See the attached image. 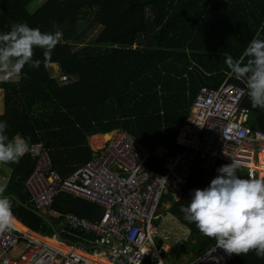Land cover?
Returning <instances> with one entry per match:
<instances>
[{
  "label": "trees",
  "instance_id": "16d2710c",
  "mask_svg": "<svg viewBox=\"0 0 264 264\" xmlns=\"http://www.w3.org/2000/svg\"><path fill=\"white\" fill-rule=\"evenodd\" d=\"M31 1L0 0V33L26 23L42 32L60 31L62 39L47 57L44 49L33 48L39 67L25 65L11 79L0 80V120L7 121L10 138L27 137L29 147L40 145L50 169L62 178L92 158L89 137L115 130L148 147V164L161 171L160 159L181 149L175 138L186 129L198 89L218 87L230 72L226 60L241 57L251 39L264 38V0H44L33 11L27 8ZM241 108L247 125L264 131V109L252 107L248 95ZM29 147L18 162L0 164L10 170L0 185L13 198V218L35 233L88 248L94 232L69 229L63 217L75 213L95 221L101 209L58 192L49 208L60 213V220H47L25 186L38 160ZM222 164L207 173L195 160L179 201L166 195L157 210L188 228L181 250L188 247L192 258L215 240L187 222L181 207ZM227 264H264V258L250 250L236 253Z\"/></svg>",
  "mask_w": 264,
  "mask_h": 264
},
{
  "label": "built area",
  "instance_id": "2783aa9c",
  "mask_svg": "<svg viewBox=\"0 0 264 264\" xmlns=\"http://www.w3.org/2000/svg\"><path fill=\"white\" fill-rule=\"evenodd\" d=\"M246 95L244 79L232 72L217 88L201 86L192 101L187 130L175 138L181 149L160 159L164 173L148 164L150 149L124 130L114 132L99 152L65 178L50 169L40 145L30 146L29 153L38 160L26 186L36 208L47 220L59 221L60 213L49 208L58 192L97 205L98 220L74 213L63 217L69 229L92 231L95 238L89 251L63 243L61 251L51 243H60L58 238L24 227L22 231L11 223L0 229V264H165L169 247L158 237L156 210L164 193L179 200L196 159L207 172L233 159L240 161L249 178L264 172V131L247 125L248 114L240 108ZM235 254L214 244L184 264H227Z\"/></svg>",
  "mask_w": 264,
  "mask_h": 264
},
{
  "label": "clouds",
  "instance_id": "9594fccd",
  "mask_svg": "<svg viewBox=\"0 0 264 264\" xmlns=\"http://www.w3.org/2000/svg\"><path fill=\"white\" fill-rule=\"evenodd\" d=\"M62 39L60 31L42 32L26 23L0 33V80H9L25 65L39 67L33 48L44 49L45 56ZM245 58L246 61H245ZM230 71L243 78L252 107L264 109V38L251 39L241 57L226 60ZM7 121L0 120V164L16 163L28 150L27 137H9ZM240 161L231 160L216 169L207 186L191 190L184 219L194 223L206 237L214 238L216 247L227 253L247 254L254 250L264 258V177L244 178L239 174ZM70 175V174H69ZM0 185V229L11 226L13 198L4 195ZM166 254V253H165Z\"/></svg>",
  "mask_w": 264,
  "mask_h": 264
},
{
  "label": "rangeland",
  "instance_id": "374dc122",
  "mask_svg": "<svg viewBox=\"0 0 264 264\" xmlns=\"http://www.w3.org/2000/svg\"><path fill=\"white\" fill-rule=\"evenodd\" d=\"M44 0H32L28 5L27 8L30 10H35ZM50 73L51 75H55V70L50 67ZM4 75L3 72H0V76ZM3 112V96H2V92L0 90V114ZM187 129H183L180 133L183 134ZM108 139H110V134ZM106 139V140H108ZM93 140H97V141H93ZM103 140L102 137H98L97 139H93L92 137L88 138V144L90 146V148L95 152L97 150H99L102 146V144L106 141ZM4 168L5 171L2 170V173L0 172V179L6 180L7 177L10 174V170L6 169V167H2ZM32 173V172H31ZM244 170L242 168L239 169V174H243ZM264 172L259 171L257 174V177H262L264 174ZM217 173L215 172L212 176L211 179L216 175ZM29 177V176H28ZM27 177V178H28ZM25 186H26V180H25ZM27 188V186H26ZM28 190V189H27ZM29 192V191H28ZM163 206L165 208H167L169 206L168 203H164ZM163 208V207H162ZM161 208V210H162ZM159 222H158V226L159 227V238H162L164 240H166L168 247H169V251L166 253V256L164 258V263L165 264H184L188 261L191 260L192 258V253L189 251L188 247L185 249V251L181 250V245L183 240L185 239V237L188 235L189 230L184 227L183 225L179 224V222L173 218V216H171L170 214H162L159 216ZM25 230V229H24ZM190 244H192V242H190ZM190 246V245H189ZM18 248H20L19 246L16 248V250H18ZM180 248V250H179ZM179 250V251H178Z\"/></svg>",
  "mask_w": 264,
  "mask_h": 264
},
{
  "label": "bare ground",
  "instance_id": "6f19581e",
  "mask_svg": "<svg viewBox=\"0 0 264 264\" xmlns=\"http://www.w3.org/2000/svg\"><path fill=\"white\" fill-rule=\"evenodd\" d=\"M231 72V71H230ZM229 73V72H228ZM227 73V74H228ZM226 78V77H225ZM245 77H243V79H244ZM225 80V79H224ZM223 80V81H224ZM219 87V86H218ZM210 88H212V87H210ZM217 88V87H216ZM244 99V98H243ZM243 101V100H242ZM241 104H242V102H241ZM191 105H192V103H191ZM240 108H241V105H240ZM242 109V108H241ZM190 110H191V106H190ZM190 110H189V114H190ZM244 110V109H243ZM246 111V110H245ZM189 114H188V116H189ZM193 115H194V112H193ZM187 119H188V117H187ZM116 131H119V130H115V131H113L111 134H110V138H111V135L114 133V132H116ZM102 137V136H101ZM108 137H109V135H105V136H103L102 138H103V140H106V139H108ZM98 138V137H97ZM96 138V139H97ZM95 139V138H94ZM109 140V139H108ZM108 140H106V141H108ZM105 141V142H106ZM105 142L102 144V146L105 144ZM102 146H101V148L100 149H102ZM99 149V150H100ZM99 150H97V151H95L94 153H97V152H99ZM197 160V159H196ZM198 161V160H197ZM199 164H200V161H199ZM200 166V165H199ZM161 171L160 172H162V173H164L165 171H164V169L162 168V164H161ZM200 168H201V166H200ZM202 169V168H201ZM243 169V168H242ZM261 169L262 170H264V164L261 166ZM203 170V169H202ZM214 170V168L212 169V171ZM244 170V169H243ZM205 171V170H204ZM212 171H210V172H207V171H205V172H207V173H211ZM188 181V180H187ZM186 184H187V182H186ZM185 184V185H186ZM185 187V186H184ZM183 187V188H184ZM182 193H183V191H182ZM169 196V197H171L170 196V194L169 193H164L163 195H162V197H161V199H160V201H159V204H158V207H159V205L162 203V198L164 197V196ZM182 196V195H181ZM181 196H180V198H181ZM172 198V197H171ZM179 198V199H180ZM172 200H173V198H172ZM173 201H175V200H173ZM179 201V200H178ZM158 207H157V210H158ZM157 210H156V214L158 215V216H160L158 213H157ZM11 223H13V222H11ZM15 225V224H14ZM18 229H20L21 230V228L19 227V226H17V225H15ZM23 231V230H22ZM51 238V237H50ZM58 241L60 242V243H57V242H51L52 243V245L54 244L55 246H57V248L59 249V250H61V251H64V246L61 244V243H63L64 245H75V244H68V243H65V242H62V241H60L59 239H58ZM77 246H79V245H77ZM80 247H83V246H81L80 245ZM83 248H86V247H83ZM87 249V251H89L90 249H91V245L90 246H88V248H86Z\"/></svg>",
  "mask_w": 264,
  "mask_h": 264
},
{
  "label": "crops",
  "instance_id": "0c3cea01",
  "mask_svg": "<svg viewBox=\"0 0 264 264\" xmlns=\"http://www.w3.org/2000/svg\"><path fill=\"white\" fill-rule=\"evenodd\" d=\"M51 67L56 71V68H57L56 65L52 64ZM112 132H113V131H112ZM112 132L105 133V134H96V135H93V136H91V137H92L93 139H94V138H97V137H101V136L103 137V136H105V135H109V134H111ZM93 141H97V140H93ZM6 169L8 170L7 167H6ZM2 170L5 171L4 168H1V167H0V172H1ZM74 214H75V213H74ZM76 215H77V214H76ZM173 218H174V217H173ZM158 220H161V219H158ZM161 221H162V220H161ZM11 222H13V223H12L13 225L15 224V225L19 226V227L21 228V230H24V228H27V227L23 226L20 222H18L17 220H15L14 218H12ZM15 225H14V226H15ZM15 227H16V226H15ZM23 227H24V228H23ZM184 227H185V226H184ZM186 228H187V227H186ZM187 229H188V228H187ZM188 236H189V232H188V235H187V236L185 237V239L183 240V242H184V241H187ZM183 242H182V243H183ZM181 246H182V245H181ZM179 250H180V248H179ZM179 250H178V251H179Z\"/></svg>",
  "mask_w": 264,
  "mask_h": 264
},
{
  "label": "water",
  "instance_id": "95a60500",
  "mask_svg": "<svg viewBox=\"0 0 264 264\" xmlns=\"http://www.w3.org/2000/svg\"><path fill=\"white\" fill-rule=\"evenodd\" d=\"M144 264H146V262Z\"/></svg>",
  "mask_w": 264,
  "mask_h": 264
}]
</instances>
